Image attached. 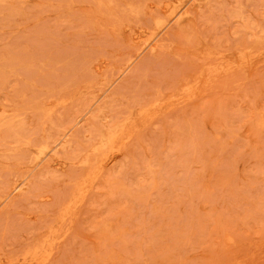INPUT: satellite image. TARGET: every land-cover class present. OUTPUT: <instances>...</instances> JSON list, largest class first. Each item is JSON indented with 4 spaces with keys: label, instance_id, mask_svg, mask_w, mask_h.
I'll return each instance as SVG.
<instances>
[{
    "label": "rangeland",
    "instance_id": "obj_1",
    "mask_svg": "<svg viewBox=\"0 0 264 264\" xmlns=\"http://www.w3.org/2000/svg\"><path fill=\"white\" fill-rule=\"evenodd\" d=\"M0 264H264V0H0Z\"/></svg>",
    "mask_w": 264,
    "mask_h": 264
}]
</instances>
